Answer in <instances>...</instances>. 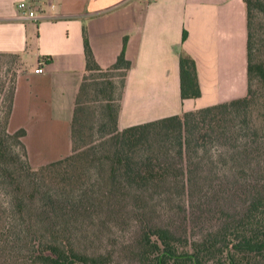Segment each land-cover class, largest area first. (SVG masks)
Wrapping results in <instances>:
<instances>
[{
  "label": "trees",
  "instance_id": "16d2710c",
  "mask_svg": "<svg viewBox=\"0 0 264 264\" xmlns=\"http://www.w3.org/2000/svg\"><path fill=\"white\" fill-rule=\"evenodd\" d=\"M249 1L247 94L123 128L118 122L120 107L113 102L118 87L125 85L131 61L123 49L112 65L101 67L85 35L88 72L77 96L72 152L29 168L43 177L45 171L59 173L64 166L82 161L76 128L80 94L90 72L118 71L123 77L120 82L113 77L95 82L106 91L102 124L109 127L102 145L108 150L104 156L109 159V177L125 181L137 197L167 194L170 202H175L163 216L134 211V236L120 252L80 248L68 234L73 223L66 216V207L71 204H66L63 194L50 202L46 186H42L38 206L28 213L25 205L39 187L30 184L22 167L13 169L8 160L15 158L9 140L26 150L22 139L26 129L8 130L10 99L4 124L0 122V174L19 214L14 227L24 244L21 258L29 264H264V93L252 87L257 77L264 92V61L252 57ZM186 36L185 30L183 39ZM180 82L183 99L202 94L196 60L185 50L180 53ZM27 187L29 197L23 193ZM104 193L109 197L121 194L115 187L105 188ZM212 203L216 208L210 217ZM213 218H217L216 225H208ZM124 251L128 261L123 259Z\"/></svg>",
  "mask_w": 264,
  "mask_h": 264
},
{
  "label": "crops",
  "instance_id": "0c3cea01",
  "mask_svg": "<svg viewBox=\"0 0 264 264\" xmlns=\"http://www.w3.org/2000/svg\"><path fill=\"white\" fill-rule=\"evenodd\" d=\"M20 1L0 0V55L19 63L8 130L26 129L22 139L33 165L72 152V121L88 72L85 35L101 67L123 49L131 61L121 128L248 92L246 0H26L36 17L23 13ZM182 50L196 60L198 97L181 96Z\"/></svg>",
  "mask_w": 264,
  "mask_h": 264
},
{
  "label": "rangeland",
  "instance_id": "374dc122",
  "mask_svg": "<svg viewBox=\"0 0 264 264\" xmlns=\"http://www.w3.org/2000/svg\"><path fill=\"white\" fill-rule=\"evenodd\" d=\"M249 5L252 57L255 61H264V0H250ZM18 66L19 63L11 60L10 56L0 55V122L2 124L10 105L14 75ZM90 73L86 87L80 94V108L76 122L77 144L82 149V161L78 162V165L64 166L59 173L45 171L43 177H39V174L29 167L37 168L40 165H33L26 150L14 140H9V144L13 150L12 157L15 158H8V160L13 169L16 165L22 167L30 184L39 187L30 197L28 187L23 192H26L25 197H29L28 204L25 205L28 213L32 206H38L40 191L43 189L42 186H46L50 191V202L58 201L60 194H63L66 204H71L66 207V216L73 223L68 234L75 237L80 248L91 252L109 249L120 252L126 248L129 239L134 236L136 230L134 211L147 210L148 214L155 217L163 216L175 207V202L171 203L167 194L148 193L144 198L137 197L125 181L120 183L109 177V159L104 156L108 150H105L103 147L105 145H102L109 127L102 124L107 103L106 91L101 88V84L95 86V82L99 81L97 79L109 77L120 82L123 77L115 70ZM98 75L103 76L97 78ZM252 87L259 93H264L259 78L255 77L252 80ZM121 90L122 87L119 86L115 93L113 102L115 107H120ZM0 173H2L1 168ZM118 185H122L123 188ZM114 187L120 189V195L110 197L105 195V188ZM81 193H84V197H81ZM10 195V187L0 174V264H29L20 257L24 254V244L16 235L18 228L14 227V222L19 214L12 206ZM25 199L27 203V198ZM74 204L76 207H73ZM215 208L216 204L212 203L210 217ZM216 220L217 218L208 220L207 224L216 225ZM127 256L124 251L125 261H128Z\"/></svg>",
  "mask_w": 264,
  "mask_h": 264
},
{
  "label": "built area",
  "instance_id": "2783aa9c",
  "mask_svg": "<svg viewBox=\"0 0 264 264\" xmlns=\"http://www.w3.org/2000/svg\"><path fill=\"white\" fill-rule=\"evenodd\" d=\"M18 7L22 10L23 13H26L29 17H36V10L34 8H31L30 4L28 1L26 0H22L18 3ZM35 70L37 72H43L44 71V67L38 66L35 68Z\"/></svg>",
  "mask_w": 264,
  "mask_h": 264
}]
</instances>
